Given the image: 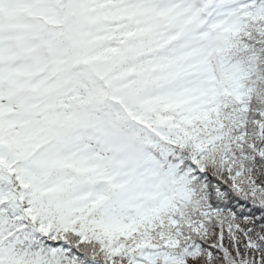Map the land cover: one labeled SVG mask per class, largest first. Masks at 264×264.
Here are the masks:
<instances>
[{
    "label": "snow or ice",
    "instance_id": "snow-or-ice-1",
    "mask_svg": "<svg viewBox=\"0 0 264 264\" xmlns=\"http://www.w3.org/2000/svg\"><path fill=\"white\" fill-rule=\"evenodd\" d=\"M0 264H264V0H0Z\"/></svg>",
    "mask_w": 264,
    "mask_h": 264
}]
</instances>
